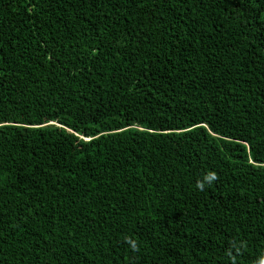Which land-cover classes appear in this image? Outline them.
<instances>
[{
  "label": "trees",
  "instance_id": "obj_1",
  "mask_svg": "<svg viewBox=\"0 0 264 264\" xmlns=\"http://www.w3.org/2000/svg\"><path fill=\"white\" fill-rule=\"evenodd\" d=\"M261 259L264 0H0V264Z\"/></svg>",
  "mask_w": 264,
  "mask_h": 264
},
{
  "label": "clouds",
  "instance_id": "obj_2",
  "mask_svg": "<svg viewBox=\"0 0 264 264\" xmlns=\"http://www.w3.org/2000/svg\"><path fill=\"white\" fill-rule=\"evenodd\" d=\"M206 179L210 182V181H212V180L215 179V175H214V174H210V175H208V176L206 177ZM133 246H134V245H133ZM259 264H264V259H261V260L259 261Z\"/></svg>",
  "mask_w": 264,
  "mask_h": 264
}]
</instances>
